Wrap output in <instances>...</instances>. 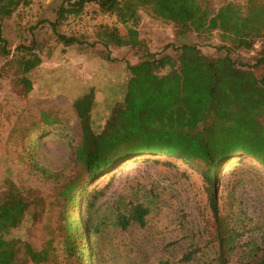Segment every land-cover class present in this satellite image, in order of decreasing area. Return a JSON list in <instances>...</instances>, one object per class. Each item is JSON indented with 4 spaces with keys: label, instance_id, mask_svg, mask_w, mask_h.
<instances>
[{
    "label": "trees",
    "instance_id": "obj_1",
    "mask_svg": "<svg viewBox=\"0 0 264 264\" xmlns=\"http://www.w3.org/2000/svg\"><path fill=\"white\" fill-rule=\"evenodd\" d=\"M67 1V6L57 10L52 28L94 3L125 28L121 33L117 24H101L96 42L108 52L99 50L98 55L108 59L111 46L126 47L133 50L138 61L127 64L125 93L111 105L100 130L91 122L93 91L72 102L79 135L70 140L74 167L64 179L39 164L33 145L41 146L39 136L50 130L67 131L65 121L46 112L38 119L19 116L20 124L14 129L24 141L20 158L26 157L28 166L56 188L51 196L39 191L29 195L14 180L6 181L0 190V264H23L36 252L28 241L10 235L29 215L31 222H37L47 206L56 208L48 240L59 260L63 264H99L90 235L98 238L101 228L91 223L92 227L86 228L85 221L89 218L92 222L94 211L115 180L116 168L133 157L149 155V160L154 154L177 158L202 175L214 227L211 242L216 245L215 261L227 264L237 232L221 215L216 176L232 158L230 166L250 157L264 170V76L261 78L257 70L264 67V0H247L245 5L226 2L217 8L210 0ZM28 3L0 0V39L2 20ZM141 8L174 26L173 41L160 52H152L140 37ZM214 32L223 42L216 49L224 53L218 56L204 53L196 43L182 41L191 34L207 39ZM57 38L66 45L76 41L63 34ZM170 46L180 49L175 60L161 53ZM239 51H256L257 57L251 64L239 62L232 56ZM15 54L19 67L13 84L18 93L26 95L32 89L28 74L42 58L35 43L19 44ZM82 206L85 214L81 213ZM113 210L115 226L120 229L133 224L144 227L150 213L137 195L120 197ZM196 252L191 248L183 260H191ZM243 264H264V253L252 252Z\"/></svg>",
    "mask_w": 264,
    "mask_h": 264
},
{
    "label": "rangeland",
    "instance_id": "obj_2",
    "mask_svg": "<svg viewBox=\"0 0 264 264\" xmlns=\"http://www.w3.org/2000/svg\"><path fill=\"white\" fill-rule=\"evenodd\" d=\"M210 1L215 8L226 2L242 5L247 2ZM67 2L29 0L27 5H20L11 17L1 22L0 190L6 187L7 180H14L29 195L39 191L44 196H51L56 188L51 180L28 166L26 157L20 158L24 141L14 129L20 124L19 116L38 119L41 112H46L65 121L67 131L50 130L39 136L41 146L33 145L39 164L64 179L72 174L74 167L70 140L79 135L72 102L93 91L91 122L95 130H100L111 105L125 93L129 78L127 64L138 61L133 50L126 47L111 46L108 59L98 55L99 50L108 52L96 42L100 25L117 24L121 33H125V28L111 15L102 13L94 3L85 6L81 18L69 20L74 16H68L61 26L52 28L50 17H56L57 10L62 5L67 6ZM139 12L140 37L152 52H160L173 41V24L155 17L148 9L141 8ZM57 29L76 41L66 45L57 38L60 33ZM182 41L196 43L210 56L224 53L216 49L223 43L218 32L203 40L191 34ZM182 41L175 43L176 46ZM23 42L35 43L42 58L41 64L28 74L32 89L26 95L18 93L13 84L19 67L15 48ZM161 53L175 60L180 49L170 46ZM232 56L239 62L251 64L257 54L256 51H239ZM257 70L262 78L264 67ZM148 156L133 157L115 169V180L94 211L92 222L89 218L85 221L86 228L90 223L101 228L98 238L90 235L98 263L217 264L216 245L211 242L214 227L208 190L202 175L177 158L154 154L146 160ZM232 160L220 168L216 188L221 215L237 232L233 248L227 254V264H243L252 252L264 253V170L254 158L244 157L242 162L230 166ZM130 195H137L144 201L150 213L144 227L133 224L120 229L114 223V203L120 197ZM81 213H86L83 206ZM55 220L56 208L47 206L37 222H31L29 215L19 228L12 230L11 237L28 241L36 251L30 258H25L23 264H63L48 240ZM191 248L197 252L186 262L184 256Z\"/></svg>",
    "mask_w": 264,
    "mask_h": 264
},
{
    "label": "crops",
    "instance_id": "obj_3",
    "mask_svg": "<svg viewBox=\"0 0 264 264\" xmlns=\"http://www.w3.org/2000/svg\"><path fill=\"white\" fill-rule=\"evenodd\" d=\"M56 14H57V12H56ZM82 16H83V15L80 14V15H78V16H74L73 19L70 18L69 20H74V19L77 20L78 18H81ZM56 18H57V15H56V17L54 16V18H52V16H51V17H50V21H51V22H54V21L56 20ZM111 18H113V20H116L114 16H111ZM63 21H64V19L62 20V22H63ZM59 26H61V25L58 24L57 27H59ZM57 31H59V29H57ZM59 32H60V33H59ZM59 32H58L59 34H63V33H62L63 31H59Z\"/></svg>",
    "mask_w": 264,
    "mask_h": 264
}]
</instances>
